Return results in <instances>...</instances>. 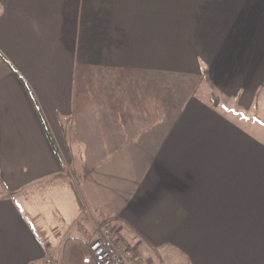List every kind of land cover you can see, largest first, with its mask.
Here are the masks:
<instances>
[{
  "label": "crops",
  "instance_id": "crops-1",
  "mask_svg": "<svg viewBox=\"0 0 264 264\" xmlns=\"http://www.w3.org/2000/svg\"><path fill=\"white\" fill-rule=\"evenodd\" d=\"M262 123L264 0H0V264L43 261L83 204L126 245L215 262L178 239L264 220Z\"/></svg>",
  "mask_w": 264,
  "mask_h": 264
},
{
  "label": "rangeland",
  "instance_id": "rangeland-1",
  "mask_svg": "<svg viewBox=\"0 0 264 264\" xmlns=\"http://www.w3.org/2000/svg\"><path fill=\"white\" fill-rule=\"evenodd\" d=\"M201 85H202L201 86L202 89L201 88L196 89V94L206 99H211L210 96L212 92L208 88V84L205 81H203ZM218 106L222 110H224V112L225 111L232 112V116H237L239 118V116L241 115L236 109L227 107L225 104H221ZM252 125L255 128L253 129L254 135L258 137L259 142L264 144V123L252 124ZM73 183H72L73 190L78 195L77 191H79V187H76V185L74 186ZM250 190H251V194L256 196L255 195L256 188H251ZM79 196L81 197L83 195L79 194L78 197ZM263 196H264V190H263ZM27 203H29L28 207L30 208V210L33 211L31 207L36 206L37 201L36 199H33V201L32 199H30V202L27 201ZM240 206L242 205L233 204V203L222 204L221 209H224V213H226L227 216L228 215L233 216L237 214V211ZM246 206H248V204ZM88 207L89 206L86 207L83 204L82 212L79 213L77 215L76 220L73 221V223H71L69 227L70 231L66 232V234H62L60 235V237L52 234L53 239L57 241L56 244L57 246L54 247L55 248L54 252L59 251V246L61 245L62 241L65 238L80 232V229L78 228H80L79 226L81 225V223H83L84 220H85L84 222H86L85 225H87L89 229L88 230L89 235L88 234L87 235L91 238L95 236V234L97 233V227L95 226L94 228H92V225L88 222L87 219H84L82 221V217L84 214L86 216L90 215V217L94 221V218L91 214L92 212L89 211L90 207L89 208ZM30 210L27 209L25 206L23 207V211L28 217H30L32 214ZM263 211H264V207H263ZM206 222L201 225V227L208 228L206 230V234L203 235V237L202 234L198 235L199 229L195 227L196 226L195 223L194 229H190L187 235L181 236L178 239V241H180L181 244L184 245V248L188 251V253L192 256V258L197 259V261L198 258L199 260L201 259L199 254V249H200L199 240H200V245H202L203 240L205 239L206 253L209 254L211 257L216 258L215 262H211L209 259L204 260L206 264H260L259 258L261 256H264V246L260 252H256L254 249L255 248L254 243L257 242L258 239L264 241V220L258 221L260 224L250 220L242 225L240 224L235 225V222L227 219H222L220 221L215 220V221H206ZM237 222L239 223L240 221ZM197 223H199V221H197ZM253 224H255L256 227L259 229L257 231L261 230V232H259L257 236L250 235L251 230H254ZM98 225L100 226L103 224L98 223ZM39 231L42 233L40 229ZM116 232L118 231L116 230ZM127 233L128 231L125 230L124 234L126 236L124 237L127 239L126 242H128V240L130 242V244L129 245L127 244V246L131 248L133 244L132 247L134 248H131L132 253L133 254L135 253V255L137 253L140 264H190L185 254H183L181 251H178L177 249H174L171 246L165 245V243L161 247H156V248L144 244L137 246V244H135L134 236L131 238V236L128 235ZM81 235L83 236L85 234L82 232ZM202 238L204 239L202 240ZM89 240L91 239L88 238V242ZM123 241L125 240L121 239L122 244L126 245V243H124Z\"/></svg>",
  "mask_w": 264,
  "mask_h": 264
},
{
  "label": "built area",
  "instance_id": "built-area-1",
  "mask_svg": "<svg viewBox=\"0 0 264 264\" xmlns=\"http://www.w3.org/2000/svg\"><path fill=\"white\" fill-rule=\"evenodd\" d=\"M97 233L88 242L91 256L96 264H135L131 248L122 244L120 236L113 227L98 225ZM31 264H61L60 251L47 255L41 262Z\"/></svg>",
  "mask_w": 264,
  "mask_h": 264
},
{
  "label": "trees",
  "instance_id": "trees-1",
  "mask_svg": "<svg viewBox=\"0 0 264 264\" xmlns=\"http://www.w3.org/2000/svg\"><path fill=\"white\" fill-rule=\"evenodd\" d=\"M88 238V235L65 238L59 246L61 264H96L88 247ZM54 250L49 251L46 247L48 255L54 253Z\"/></svg>",
  "mask_w": 264,
  "mask_h": 264
}]
</instances>
